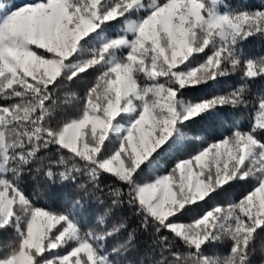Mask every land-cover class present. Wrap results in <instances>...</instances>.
<instances>
[{"label": "snow or ice", "instance_id": "6c2138e0", "mask_svg": "<svg viewBox=\"0 0 264 264\" xmlns=\"http://www.w3.org/2000/svg\"><path fill=\"white\" fill-rule=\"evenodd\" d=\"M255 38L264 3L248 0H0V234H13L0 264H252L264 55L243 45ZM30 184L58 190L59 208Z\"/></svg>", "mask_w": 264, "mask_h": 264}, {"label": "trees", "instance_id": "16d2710c", "mask_svg": "<svg viewBox=\"0 0 264 264\" xmlns=\"http://www.w3.org/2000/svg\"><path fill=\"white\" fill-rule=\"evenodd\" d=\"M26 2V0H15V3L17 4H22ZM248 3L251 4L252 6L258 7L262 3H264V0H248ZM244 51L246 55L248 56H260L264 55V38H255V39H250L246 44L243 45ZM198 58L200 59V55L198 54ZM91 75V73H90ZM239 77L234 76L232 80L226 81V83H234L235 80H237ZM264 85V81L257 79L255 83L252 85V92L256 93L260 87ZM71 90L76 91L78 93H83L84 91V84L82 82H76L71 85ZM66 115L68 117L72 116L75 113V105L68 107L65 109ZM240 117L244 120L243 127L247 129L250 126L251 120H252V109H248L243 111L242 113H238ZM195 131V129H194ZM212 136H205L206 140H210ZM216 138H219L218 132L216 134ZM192 153V149L189 148L185 151H182L180 153H167L165 155L164 161L162 162L163 166H166L170 168L173 163L178 160V159H183L187 158V156ZM160 171H163V167L160 169ZM43 185V181H41V186ZM36 186L34 184H30L28 186V192L30 195H33L34 200L37 201L39 206H44V207H51L52 209H58L60 206V200H59V191L54 190V196L52 198H45L44 196H36L33 193V189ZM249 190V185L244 184V185H238L233 189H229L225 193L219 194L217 197L214 198V200L208 201L207 204L202 205L204 210H207L209 206H211L213 203H219L221 205H226L229 202H234L235 200H238L240 196L246 191ZM191 214L188 216L184 217L183 220L184 222H188L191 219ZM10 235H13L11 231L9 232H4L0 234V241H5L8 240V237ZM146 239V237H145ZM14 242V238L12 241L9 243ZM7 245H5L6 247ZM141 248H143V244H141ZM254 254L251 257L252 264H260L262 260H264V231H257L256 234V239L254 241ZM205 253L206 254H219V255H224L227 252V245L226 244H220L216 245L210 248H205Z\"/></svg>", "mask_w": 264, "mask_h": 264}, {"label": "rangeland", "instance_id": "374dc122", "mask_svg": "<svg viewBox=\"0 0 264 264\" xmlns=\"http://www.w3.org/2000/svg\"><path fill=\"white\" fill-rule=\"evenodd\" d=\"M198 57H199V56L197 55V60H199V58H198ZM74 114H75V113H74ZM74 114H73V115H74ZM73 115H72V116H73ZM70 117H71V116H70Z\"/></svg>", "mask_w": 264, "mask_h": 264}]
</instances>
